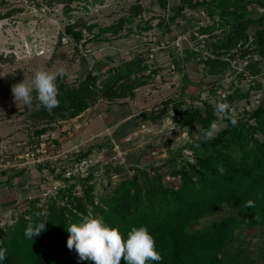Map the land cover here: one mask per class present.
<instances>
[{
  "label": "trees",
  "instance_id": "1",
  "mask_svg": "<svg viewBox=\"0 0 264 264\" xmlns=\"http://www.w3.org/2000/svg\"><path fill=\"white\" fill-rule=\"evenodd\" d=\"M158 3L170 11L159 21L164 32L172 31L173 24L185 16L186 8H201L207 21L197 22L192 27V40H198V44L204 42L216 53L229 54L234 50L225 58L220 54L215 57L203 55L200 49L183 50L186 55L205 63L209 73L225 71L236 56L248 59L240 77L245 76L246 71L253 77L262 72L252 55L260 53L264 56V0H180L174 6L169 5V0H158ZM142 11V4L138 3L128 17L123 16L100 28L92 39H101L102 33L120 34L125 22L132 21ZM9 15L10 12L0 13V19ZM146 23L143 28L149 29L151 24ZM95 26L96 23H83L78 27L76 21L69 22L62 35L69 36L77 47L83 40V43L91 40L85 37L84 30L92 32ZM250 27L254 28L253 42L257 44L252 49L244 47ZM162 38L161 35L159 42ZM174 64L182 70L176 61ZM148 68L145 59L137 54L119 65L110 66L103 74L91 69L76 83H69L60 76L56 81L58 107L49 112L34 98L32 107L24 105L23 112L49 124L58 118L80 115L100 98L108 101L134 98L136 89L149 83L150 73L141 75ZM150 72H158V69ZM183 78L188 80L186 75ZM7 81L21 82L13 78ZM212 85L220 83L213 82ZM252 88L264 92V82L256 80L250 86ZM5 89L11 91V85L5 84ZM250 89L235 88L216 96L213 101L207 98L198 102L194 95H189V99L170 98L159 112L143 111L140 118L156 122L171 109V117L181 129L198 127L205 133L211 122L217 120L214 115L217 103L232 105L249 97ZM33 96H36L35 92ZM232 119L237 120L235 126ZM49 128L43 126L36 130V147L40 146L41 136ZM90 150L77 153L78 160L87 157ZM186 150L190 151L189 155L185 154ZM165 164L172 165L166 171L168 176L159 173L157 165H134L130 176L122 178L114 189L102 194L98 200L93 195V173L84 178L86 184L82 195L72 192L74 185L69 184L42 205H37V199H31L29 208L18 215L14 223L0 227V248H7V257L0 264H94L91 260H80L75 249L67 247V228L73 223H81L82 217L89 214L103 217L106 224L118 227L125 240L133 227H146L163 257L161 261H148V264H264V241L252 257L240 237L243 228H259L264 232V98L253 109H244L241 118L232 117L228 108L226 126L215 134L214 139L194 138ZM51 170L55 169L52 167ZM166 177L177 179V184ZM249 200L254 201L251 207L247 206ZM224 206L229 209L227 215L201 224L202 220L218 215ZM43 222H46L45 229L39 235L32 239L25 236L29 224L35 228ZM120 264H126V261L122 258Z\"/></svg>",
  "mask_w": 264,
  "mask_h": 264
},
{
  "label": "rangeland",
  "instance_id": "2",
  "mask_svg": "<svg viewBox=\"0 0 264 264\" xmlns=\"http://www.w3.org/2000/svg\"><path fill=\"white\" fill-rule=\"evenodd\" d=\"M179 1L169 0V5L174 6ZM138 3L142 4V13L134 16L132 21H126L120 34L102 33L101 39H92L100 28L123 16L128 17ZM3 12H10V15L0 19L2 228L14 223L17 216L29 208L31 199H37V205H42L69 184L74 185L72 192L84 194V178L90 173L94 175L91 182L96 200L114 189L122 178L130 176L136 164L142 167L157 165L160 167L158 172L167 175L172 165H166V160L187 142L204 138V133L198 127L181 129L171 117V109L156 122L140 118L143 111L159 112L167 99H189V95H194L198 102L207 98L213 101L216 96L235 88L250 89L256 80L264 82V56L260 53L252 57L262 72L253 77L246 71L245 76L240 77L247 58L236 56L225 71L211 74L205 63L183 52L186 48H194L200 49L203 55L215 57L220 54L225 58L234 51L216 53L204 42L198 44V40H192V27L197 22L207 21L201 8H186L185 16L180 17L168 33L159 21L170 11L160 7L158 0H4L0 1V13ZM74 21L78 27L83 23H96L92 32L84 30L85 37L91 40L85 43L83 40L77 47L69 36L62 35L65 25ZM146 21L151 24L149 29L143 28ZM253 31L250 27L244 47L257 46L253 42ZM161 35L163 38L159 42ZM137 54L150 67L141 73H150L149 83L137 88L134 98L112 101L100 98L95 105L73 118H58L49 124L46 120H35L24 114V104L16 103L12 92L5 89V84L13 85L7 81L9 78L30 79L38 69L56 71L63 68V79L76 83L91 69L103 74L110 66L119 65ZM175 61L181 71L175 68ZM152 69H158V72H150ZM184 75L188 80L183 78ZM213 82L220 85L213 86ZM230 85L233 86L230 88ZM249 93V97L229 105L232 117L241 118L244 109H253L264 98L260 89L252 88ZM226 117L218 121L221 129L226 126ZM43 126L50 127L37 146L40 149L37 156L44 160L36 162L37 156H26V152L37 148L34 135ZM88 148L91 149L89 155L78 160L77 153ZM189 153L186 150L185 154ZM117 167L120 170H116ZM65 177L70 178L65 180ZM166 179L173 184L178 182L174 178ZM228 212V207L224 206L218 215L202 220L201 224H209ZM240 237L250 255L255 257L264 241V232L259 228H243Z\"/></svg>",
  "mask_w": 264,
  "mask_h": 264
},
{
  "label": "clouds",
  "instance_id": "3",
  "mask_svg": "<svg viewBox=\"0 0 264 264\" xmlns=\"http://www.w3.org/2000/svg\"><path fill=\"white\" fill-rule=\"evenodd\" d=\"M64 69L56 71L38 69L30 79L11 86V92L15 102H22L31 108L34 98L39 105L44 106L49 112L59 106V89L57 78L63 76ZM33 92L36 96H33ZM38 105V106H39ZM229 105L219 102L214 107V115L217 120L211 122L204 133L205 140L214 139L215 134L220 131L218 123L227 115ZM231 123L235 126L236 119ZM254 205V201H247V206ZM45 223H40L35 228L29 224L25 230V236L32 239L45 229ZM69 233L67 247L75 249L80 260H91L94 264H120L123 258L126 264H148V261H161L162 255L156 250V241L144 226L133 227L125 240L118 227H111L104 222L103 217L91 214L82 217L79 224L73 223L67 228ZM2 243V241H0ZM7 257V248H0V261Z\"/></svg>",
  "mask_w": 264,
  "mask_h": 264
},
{
  "label": "built area",
  "instance_id": "4",
  "mask_svg": "<svg viewBox=\"0 0 264 264\" xmlns=\"http://www.w3.org/2000/svg\"><path fill=\"white\" fill-rule=\"evenodd\" d=\"M38 152H40V149H38L37 152H33V151L29 152L28 151V152H26V156L29 155L31 157H35V156H37L39 154ZM42 160H44V159L39 157V156H37V158L34 159V161H36V162H42Z\"/></svg>",
  "mask_w": 264,
  "mask_h": 264
}]
</instances>
